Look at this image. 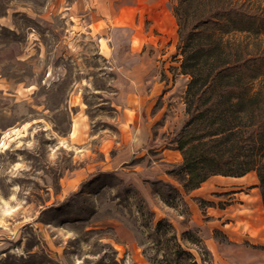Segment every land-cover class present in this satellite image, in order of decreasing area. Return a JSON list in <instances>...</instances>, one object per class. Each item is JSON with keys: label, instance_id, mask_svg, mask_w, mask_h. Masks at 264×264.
<instances>
[{"label": "rangeland", "instance_id": "374dc122", "mask_svg": "<svg viewBox=\"0 0 264 264\" xmlns=\"http://www.w3.org/2000/svg\"><path fill=\"white\" fill-rule=\"evenodd\" d=\"M175 2L0 0V264H151L157 221L194 230L214 264H264L254 171L189 192L175 174L189 81ZM222 41L264 52V33Z\"/></svg>", "mask_w": 264, "mask_h": 264}, {"label": "trees", "instance_id": "16d2710c", "mask_svg": "<svg viewBox=\"0 0 264 264\" xmlns=\"http://www.w3.org/2000/svg\"><path fill=\"white\" fill-rule=\"evenodd\" d=\"M253 8L232 0H176L172 7L180 67L189 76L187 120L175 142L181 156L175 174L189 192L211 176L254 171L264 209V86L253 90L250 85L264 75V52L237 57L222 41L229 32L264 33V10ZM148 240L151 246L144 254L151 251V264H214L194 230L177 236L170 225L157 221Z\"/></svg>", "mask_w": 264, "mask_h": 264}, {"label": "crops", "instance_id": "0c3cea01", "mask_svg": "<svg viewBox=\"0 0 264 264\" xmlns=\"http://www.w3.org/2000/svg\"><path fill=\"white\" fill-rule=\"evenodd\" d=\"M248 174V173H247ZM247 174H245L244 176H241V177H235V179H242L244 178ZM256 176V175H255ZM257 179V178H256ZM256 185V184H255ZM256 188V187H255ZM257 189L259 191V188H258V183H257ZM244 197H247L248 195H243ZM258 198H259V201H260V205L262 206V203H261V198H260V194L258 193ZM243 199V198H242ZM263 208V207H262ZM264 211V209H263ZM249 216H252V215H249Z\"/></svg>", "mask_w": 264, "mask_h": 264}]
</instances>
